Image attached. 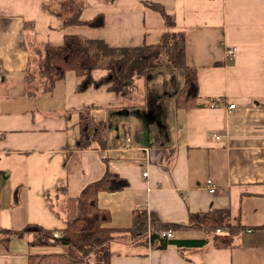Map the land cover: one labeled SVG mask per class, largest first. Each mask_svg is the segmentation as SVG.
I'll return each mask as SVG.
<instances>
[{"label":"crops","instance_id":"obj_1","mask_svg":"<svg viewBox=\"0 0 264 264\" xmlns=\"http://www.w3.org/2000/svg\"><path fill=\"white\" fill-rule=\"evenodd\" d=\"M144 1L174 12L186 32L199 106L177 105L185 79L180 68H154L135 78L131 97L106 85L80 89L82 78L73 70L50 91L28 92L34 49L59 46L66 34L119 47L158 43L165 20ZM70 5L82 21L102 15L104 24H66ZM87 107L111 122L105 149L98 142L77 149ZM107 170L129 182L98 195L111 211L110 226L124 229L111 242L110 264H264V0H0V227L61 231L81 215L83 189ZM214 209L226 210L231 224L242 227L230 247L212 239L200 244L208 234L185 227L172 230L177 242L160 247L161 239L129 229L136 213L147 212L153 228L186 226L191 213ZM32 237L6 242L0 236V264L67 251L32 245Z\"/></svg>","mask_w":264,"mask_h":264},{"label":"trees","instance_id":"obj_2","mask_svg":"<svg viewBox=\"0 0 264 264\" xmlns=\"http://www.w3.org/2000/svg\"><path fill=\"white\" fill-rule=\"evenodd\" d=\"M153 9L159 11L165 20V30L156 44L140 46H111L103 39L86 38L78 34H66L64 43L59 46L47 45L35 48L33 65L27 70V90L30 94L38 91H50L55 82L63 78L70 70L82 78L80 89L92 85H106L108 89L126 95L137 77H145L149 70L159 67L180 68L184 72V84L178 92L177 105L192 108L200 105L199 83L197 71L186 61V32L176 24L175 14L162 4L144 1ZM65 15V23H81L91 26H102V15L88 21H82L79 9ZM59 14L62 13L59 11ZM103 71L96 78V71ZM111 122L97 119L93 108L87 107L80 114V137L78 150L92 148L98 142L102 149L107 147V134ZM129 182L119 174L107 170L103 177L88 184L81 193V215L67 220V225L61 230V235L54 236V230L46 229L39 224H28L20 230L0 227L2 241L8 242L13 236H23L32 233L29 241L32 245H61L66 252L29 256V264H72L77 261H88L93 264H110L112 257L111 242L115 234L124 229L110 226L111 211L98 203V195L102 191H116L127 187ZM47 201L51 207L49 193ZM204 231L209 238L202 239L200 244L213 240L217 247H230L235 237L242 230L241 226L232 225L228 213L223 209L208 212H193L188 225L178 223H155L151 228L147 212L135 214L132 233L148 237L151 241L159 238L160 247L177 242L173 237H161L158 231L162 229L177 230L180 228ZM151 229V231H150ZM220 229V230H219ZM150 231V232H149ZM197 240V239H196ZM198 241V240H197Z\"/></svg>","mask_w":264,"mask_h":264},{"label":"built area","instance_id":"obj_3","mask_svg":"<svg viewBox=\"0 0 264 264\" xmlns=\"http://www.w3.org/2000/svg\"><path fill=\"white\" fill-rule=\"evenodd\" d=\"M237 53V48L236 47H231V48H229L228 49V54L230 55V56H234L235 54ZM213 103V105H215L214 103H215V101H213L212 102ZM236 106V103H230V108H234ZM218 137V136H217ZM144 175H148V172H144ZM207 185H208V187H209V190L211 191V192H215L216 191V185L214 184V182H213V180L211 179V178H209L208 180H207ZM220 230V229H219ZM247 230H249V231H251L252 229H247ZM150 231H151V229H150ZM149 231V232H150ZM158 234L161 236V237H172L173 236V232H172V230H166V229H162V230H160V231H158ZM61 235V231H59V230H54V236H56V237H58V236H60Z\"/></svg>","mask_w":264,"mask_h":264},{"label":"rangeland","instance_id":"obj_4","mask_svg":"<svg viewBox=\"0 0 264 264\" xmlns=\"http://www.w3.org/2000/svg\"><path fill=\"white\" fill-rule=\"evenodd\" d=\"M159 68H167V67H159ZM127 95H129V97H131V95L134 96L135 94L133 92L131 93V90H129ZM118 235H119L118 233L115 234V237H117Z\"/></svg>","mask_w":264,"mask_h":264}]
</instances>
